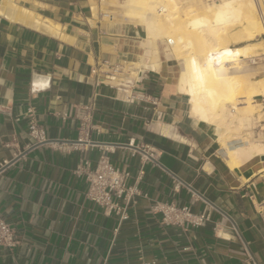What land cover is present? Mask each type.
<instances>
[{"label":"crops","instance_id":"obj_1","mask_svg":"<svg viewBox=\"0 0 264 264\" xmlns=\"http://www.w3.org/2000/svg\"><path fill=\"white\" fill-rule=\"evenodd\" d=\"M105 1L0 0V215L15 241L0 264H264V151L234 162L240 140L193 112L163 44L160 67L134 68L156 45ZM101 157L132 191L112 209L76 173ZM165 203L208 218L167 222Z\"/></svg>","mask_w":264,"mask_h":264},{"label":"bare ground","instance_id":"obj_2","mask_svg":"<svg viewBox=\"0 0 264 264\" xmlns=\"http://www.w3.org/2000/svg\"><path fill=\"white\" fill-rule=\"evenodd\" d=\"M179 2H122L118 10L121 18L140 25L146 37L156 45L148 61L144 56L136 63L138 69L157 68L160 64L159 45L163 44L165 57L180 63V83L190 95L193 112L224 135L228 134V138L240 137L241 141L230 151L231 158L236 160L234 162L262 153L264 145L260 147L251 141L249 133L239 134L237 131L244 126V116L250 118L253 113H259L261 108L255 103L258 96H264V78L257 79L260 87H256L239 68L242 65L241 53L247 51V54H252L249 50L255 43L233 46V39L242 42L264 34V14L260 10L261 7L264 13V0L263 7L257 0H214L202 5V14L201 11L197 14L194 5L190 4L184 15L179 10ZM49 30L56 31L54 28ZM261 42L264 43V38ZM207 54L208 67L204 69L199 59ZM236 93H242L244 97L241 98L245 101L240 98V102L235 97Z\"/></svg>","mask_w":264,"mask_h":264},{"label":"built area","instance_id":"obj_3","mask_svg":"<svg viewBox=\"0 0 264 264\" xmlns=\"http://www.w3.org/2000/svg\"><path fill=\"white\" fill-rule=\"evenodd\" d=\"M93 72L96 73V69H93ZM99 80L102 79L97 78V81ZM128 88V85H124L121 86L120 89L125 94L128 101H133L135 97L132 94H128ZM30 116L29 133L39 142L45 140L44 133L33 117L32 112H30ZM79 140L81 141L82 138L80 137ZM76 173L84 175L89 181L87 196L106 208L112 209L116 206V203L112 199L113 194L117 197H125L127 200L131 198V187L126 183L128 173L116 168L105 157L100 158L95 169L90 168L89 161H85L83 165L77 168ZM156 208H159L163 213L165 221L174 224L190 221L193 224L199 225L208 218V216L204 214H194L188 205L177 206L174 203H165L160 207L157 205ZM124 217L127 216L124 215ZM13 233L14 231L10 223L0 215V244L13 245L15 242ZM141 264L160 263L142 262Z\"/></svg>","mask_w":264,"mask_h":264},{"label":"rangeland","instance_id":"obj_4","mask_svg":"<svg viewBox=\"0 0 264 264\" xmlns=\"http://www.w3.org/2000/svg\"><path fill=\"white\" fill-rule=\"evenodd\" d=\"M113 1L114 0H109V2H103L102 3V10L104 12H107L109 15H111V14H113L114 16L116 15L114 17V19H118L119 17L121 18V16L118 14L119 11L112 4ZM212 1H214V0H180V2H179V10L181 12V15H184L185 8L188 5L193 4L194 5V10L196 11V13L200 14V11H201V14H202L203 13L202 12L203 11V6L202 5H204L205 3H208V2H212ZM257 1L258 2L260 1L259 2L260 6L263 7V0H257ZM258 10H259V5H258ZM260 10L262 11L261 7H260ZM197 11H199V13ZM259 12H258V15H259ZM262 15H263V11H262ZM262 15H261V12H260V16L261 17H262ZM231 36L233 37L234 34H232ZM263 38H264V34L262 36L255 37L253 40H246V41H242V42H235L237 39L236 38L233 39V41H234L233 42V44H234L233 46H241V45L245 46L247 44L250 45L252 43H255L254 45H251L250 50H249V51H251L250 53H252V54H250V55L247 54V51H244V52L241 53L240 59L242 61H240V62H241L242 65H240L241 67H239V68H241L240 71L244 72L246 75H248L251 78L253 84L256 87H260V84L257 82V79H260L261 77L264 78V46H263L264 43L261 42L263 40ZM252 46H254V49H253ZM255 48H256V50H255ZM207 59L209 60V55L208 54L206 56H203V58L201 57L199 59L201 65H202V67L204 69H207V67H208V60ZM132 66L134 68L138 69L136 63H134ZM177 67L179 69V67H180L179 64H178ZM239 93L235 94V97H237L238 100L241 97L242 98L244 97L242 95V93L241 94H239ZM262 99H264V96H258L256 98V103H255L256 107L261 108V109H259V113L260 114L255 112V113H253L252 116H250V118H247L245 116L243 117L244 118V125H245V123H247V125L245 126V130H248L250 132V136H251L252 140H254L256 129L258 127H261V123L264 120V116H263L264 105L262 104ZM242 101L244 102L245 100L242 99ZM242 101H240V102H242ZM243 129H244V126L242 127V129L240 131H237V133L242 134ZM261 137H264V136H261ZM237 138H236V140H240V137H237Z\"/></svg>","mask_w":264,"mask_h":264},{"label":"water","instance_id":"obj_5","mask_svg":"<svg viewBox=\"0 0 264 264\" xmlns=\"http://www.w3.org/2000/svg\"><path fill=\"white\" fill-rule=\"evenodd\" d=\"M262 159H264V156L262 157Z\"/></svg>","mask_w":264,"mask_h":264}]
</instances>
